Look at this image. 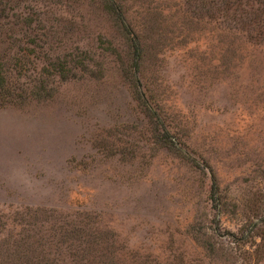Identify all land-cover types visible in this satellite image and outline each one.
Segmentation results:
<instances>
[{
    "label": "rangeland",
    "instance_id": "obj_1",
    "mask_svg": "<svg viewBox=\"0 0 264 264\" xmlns=\"http://www.w3.org/2000/svg\"><path fill=\"white\" fill-rule=\"evenodd\" d=\"M9 5L0 264H264V0Z\"/></svg>",
    "mask_w": 264,
    "mask_h": 264
},
{
    "label": "trees",
    "instance_id": "obj_2",
    "mask_svg": "<svg viewBox=\"0 0 264 264\" xmlns=\"http://www.w3.org/2000/svg\"><path fill=\"white\" fill-rule=\"evenodd\" d=\"M12 1L13 0H0V18L1 17L5 18L7 16L15 17L13 12H9L11 9V6L9 5V3ZM109 4L114 5V3L110 1H109ZM3 82L4 81L0 75V102L7 101L8 99L7 95H9V92H8L9 90L8 88L5 89V86H3ZM8 101H11V100H8Z\"/></svg>",
    "mask_w": 264,
    "mask_h": 264
}]
</instances>
